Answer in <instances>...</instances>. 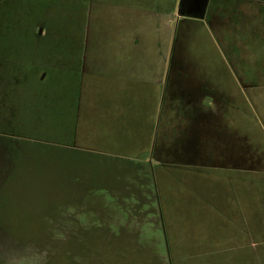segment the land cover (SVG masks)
Listing matches in <instances>:
<instances>
[{
  "label": "rangeland",
  "instance_id": "374dc122",
  "mask_svg": "<svg viewBox=\"0 0 264 264\" xmlns=\"http://www.w3.org/2000/svg\"><path fill=\"white\" fill-rule=\"evenodd\" d=\"M90 3L0 0V264H205L215 257L178 244L189 239L170 237L160 210L165 205L182 212L214 209L219 194L214 190L220 189L232 196L231 208L264 216V3L248 10L246 29L253 30L254 40L246 51L231 53L213 38L216 20L230 24L229 14H245L239 8L218 10L215 4L205 25L189 28L184 41L175 37V63L219 68L223 87L240 81L229 91L237 102L234 161L254 169L244 175L253 188L250 181L217 180L207 182L200 196L182 184L176 169L157 171L145 161H118L75 148L77 76L70 55L84 48ZM244 67L252 73V89L245 88ZM205 139L212 148L207 126ZM234 194L244 195L236 200ZM197 220L170 219L180 225ZM260 236L247 255L264 256V232Z\"/></svg>",
  "mask_w": 264,
  "mask_h": 264
},
{
  "label": "crops",
  "instance_id": "0c3cea01",
  "mask_svg": "<svg viewBox=\"0 0 264 264\" xmlns=\"http://www.w3.org/2000/svg\"><path fill=\"white\" fill-rule=\"evenodd\" d=\"M260 3L264 0H91L84 48L70 55L77 76L75 148L118 161H145L157 171L162 166L176 169L182 184L198 196L211 181H250L252 187L253 180L244 175H253V167L234 161L237 102L229 91L237 90L240 81L223 87L219 68L185 65L179 59L175 63L174 46L177 37L185 40L189 28L206 24L207 10L216 4L218 10L239 8L245 14H229L225 19L230 24L216 20L213 38L225 42L231 53L246 51L254 40L253 30L246 29L251 24L248 10ZM226 26L230 32L224 31ZM244 68L245 88L252 89V73ZM206 126L212 148L205 145ZM153 182L157 188V172ZM214 191L219 192L214 209L182 212L165 205L160 214L167 219L169 236L185 241L187 236L188 242L178 244L215 257L205 264H264L262 253L247 255L257 249L255 235L264 232L263 213L233 209L231 195ZM183 217L198 220L196 225L170 221ZM233 251L242 253L217 257Z\"/></svg>",
  "mask_w": 264,
  "mask_h": 264
}]
</instances>
